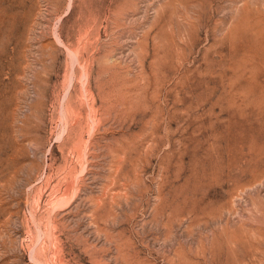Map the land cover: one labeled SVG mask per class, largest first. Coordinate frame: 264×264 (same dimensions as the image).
Instances as JSON below:
<instances>
[{
	"label": "rangeland",
	"instance_id": "rangeland-1",
	"mask_svg": "<svg viewBox=\"0 0 264 264\" xmlns=\"http://www.w3.org/2000/svg\"><path fill=\"white\" fill-rule=\"evenodd\" d=\"M0 264H264V0H0Z\"/></svg>",
	"mask_w": 264,
	"mask_h": 264
}]
</instances>
